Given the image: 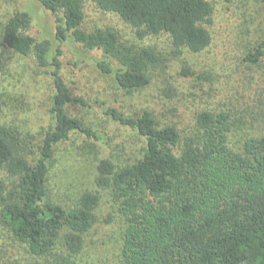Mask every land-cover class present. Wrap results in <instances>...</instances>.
<instances>
[{"label":"trees","instance_id":"16d2710c","mask_svg":"<svg viewBox=\"0 0 264 264\" xmlns=\"http://www.w3.org/2000/svg\"><path fill=\"white\" fill-rule=\"evenodd\" d=\"M38 1L56 18V50L49 40L29 33L32 17L25 11L5 23L3 42L33 57L52 78L56 127L45 134L40 158L31 164L19 154L14 132L0 125V166L14 179L11 189L0 181V224L25 246L24 264H79L73 257L84 249L99 196L87 192L76 207L66 209L47 202L48 179L57 145L73 134L93 140L99 134L67 111L74 99L62 76V46L73 41L100 51L97 68L126 90L147 87L149 67L158 59L149 47L123 45L113 29L86 32L84 0ZM92 2L130 25L139 39L165 34L174 47L194 54L212 42L206 28L214 12L209 0ZM245 62L264 63V39ZM3 69L0 57V76ZM226 108L198 112L195 131L185 136L173 125L162 126L150 111L135 116L108 112L144 141L137 161L117 168L103 160L98 167L97 186L110 189L124 219L120 264H264V133L252 132L255 124L264 127V93L244 121Z\"/></svg>","mask_w":264,"mask_h":264},{"label":"rangeland","instance_id":"374dc122","mask_svg":"<svg viewBox=\"0 0 264 264\" xmlns=\"http://www.w3.org/2000/svg\"><path fill=\"white\" fill-rule=\"evenodd\" d=\"M209 1L214 12L206 28L212 42L202 53L194 54L174 47L165 34L139 39L135 29L116 14L101 10L92 0H84L86 32L113 29L123 45L136 50L149 47L158 62L149 67L151 83L147 87L126 90L97 68L103 58L100 51L87 50L73 41L62 46V76L74 99L67 111L99 134V140L73 134L69 141L56 146L50 166L47 202L71 209L87 192L100 199L95 223L85 235L82 253L73 257L75 262H121L124 219L110 189L97 186L98 167L103 160L111 161L117 168L137 161L144 151V141L115 121L108 114L110 110L125 116L150 111L162 126L173 125L185 136L195 131V115L205 109H227V105L237 118L248 119L250 108L264 93V63L245 62V56L264 39V2ZM17 11L31 15L29 33L40 41L49 40L53 52L59 45L57 22L38 0H0V57L4 63L0 76V125L14 132L19 154L35 164L45 134L56 127L52 112L56 90L50 75L38 67L33 57L22 56L3 42V27ZM253 127L252 132L264 133V127ZM237 139L235 134L232 140ZM0 181L9 189L14 181L1 166ZM24 249L0 224V264L26 263Z\"/></svg>","mask_w":264,"mask_h":264}]
</instances>
